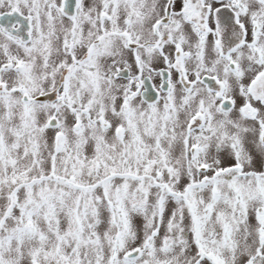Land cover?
<instances>
[{"label":"snow or ice","instance_id":"1","mask_svg":"<svg viewBox=\"0 0 264 264\" xmlns=\"http://www.w3.org/2000/svg\"><path fill=\"white\" fill-rule=\"evenodd\" d=\"M0 264H264V0H0Z\"/></svg>","mask_w":264,"mask_h":264}]
</instances>
